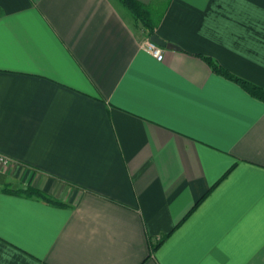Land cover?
I'll use <instances>...</instances> for the list:
<instances>
[{"label": "crops", "instance_id": "crops-1", "mask_svg": "<svg viewBox=\"0 0 264 264\" xmlns=\"http://www.w3.org/2000/svg\"><path fill=\"white\" fill-rule=\"evenodd\" d=\"M137 1L0 0V264H264V0Z\"/></svg>", "mask_w": 264, "mask_h": 264}, {"label": "trees", "instance_id": "trees-1", "mask_svg": "<svg viewBox=\"0 0 264 264\" xmlns=\"http://www.w3.org/2000/svg\"><path fill=\"white\" fill-rule=\"evenodd\" d=\"M119 2L131 12L135 20L139 21L142 24V26L147 30L149 35L153 34L154 25L153 23H151V17L147 15V7L144 4H142L141 2L137 0H119ZM207 61L208 63L211 64L212 68L216 72L237 81L251 95H253L256 98L264 100V88L263 87L257 86L255 84L247 82L244 79L233 76L227 70L222 68L218 63H216L215 61L209 58H207ZM2 190L9 191V189L6 187L2 188ZM14 192L22 193L27 196H34V197L46 200L48 202L58 203V201L48 196L41 189L31 186V185H27L26 187L21 188V189H16L14 190ZM160 242L161 240H159L155 245H153L152 249H154Z\"/></svg>", "mask_w": 264, "mask_h": 264}, {"label": "built area", "instance_id": "built-area-1", "mask_svg": "<svg viewBox=\"0 0 264 264\" xmlns=\"http://www.w3.org/2000/svg\"><path fill=\"white\" fill-rule=\"evenodd\" d=\"M140 46L155 57L156 60H161L163 57V48L152 40L146 38L141 43ZM10 159L2 154H0V164L7 165Z\"/></svg>", "mask_w": 264, "mask_h": 264}, {"label": "water", "instance_id": "water-1", "mask_svg": "<svg viewBox=\"0 0 264 264\" xmlns=\"http://www.w3.org/2000/svg\"><path fill=\"white\" fill-rule=\"evenodd\" d=\"M150 40H152L153 42H155L161 46L167 47V48H176V46L174 44H171L169 42H165V41L159 39L155 34L150 35Z\"/></svg>", "mask_w": 264, "mask_h": 264}]
</instances>
